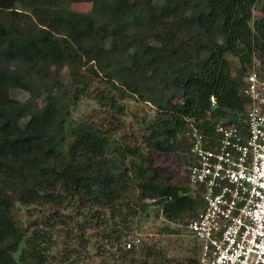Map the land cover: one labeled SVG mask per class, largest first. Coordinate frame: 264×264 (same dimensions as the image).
I'll return each mask as SVG.
<instances>
[{
  "label": "trees",
  "instance_id": "obj_1",
  "mask_svg": "<svg viewBox=\"0 0 264 264\" xmlns=\"http://www.w3.org/2000/svg\"><path fill=\"white\" fill-rule=\"evenodd\" d=\"M75 2L90 8L75 10ZM228 55L237 60L234 71ZM253 59L264 66V0H0V264L81 258L88 237L55 218L68 203L112 215L123 208L136 213L135 204L149 215L156 206V214L186 227L203 202L191 193L185 170L186 185L172 183L169 172L146 178L126 159L149 162V156L137 145L114 143L119 119L112 115L102 128L72 114L86 95L122 113L113 90L152 104L156 113L142 135L146 147L184 152L185 169L188 119L209 133L221 120L214 105L241 119ZM94 80L110 95L92 86ZM15 90L28 97L16 98ZM45 204L40 216L17 217L19 205ZM133 252L125 249L123 256ZM145 255L138 264H171L151 258L149 250ZM182 264H197L196 257Z\"/></svg>",
  "mask_w": 264,
  "mask_h": 264
},
{
  "label": "built area",
  "instance_id": "obj_2",
  "mask_svg": "<svg viewBox=\"0 0 264 264\" xmlns=\"http://www.w3.org/2000/svg\"><path fill=\"white\" fill-rule=\"evenodd\" d=\"M242 94L240 124L217 120L209 133L187 121L185 172L203 202L186 226L197 264H264V66L256 59Z\"/></svg>",
  "mask_w": 264,
  "mask_h": 264
},
{
  "label": "rangeland",
  "instance_id": "obj_3",
  "mask_svg": "<svg viewBox=\"0 0 264 264\" xmlns=\"http://www.w3.org/2000/svg\"><path fill=\"white\" fill-rule=\"evenodd\" d=\"M71 8L79 11H86L90 8L88 2H75ZM257 15V10H254ZM230 60L232 71L236 67L237 60L231 55L227 56ZM100 86L106 95H110L108 89L102 82L94 80L92 86ZM116 101L124 106L122 113L115 114V111L109 109L106 105L97 103L91 96H82L77 110L72 117L74 119L84 117L92 120L96 126L105 128L108 126L112 115L119 119V128L113 132L115 144H133L137 145L141 152L149 156L148 161H142L137 156H127V164L131 169L146 178H160L165 173L171 174V182L179 185H186L184 176V152L162 153L154 152L146 147V139L142 135L148 133L146 127L152 121L156 111L152 104L142 102L130 94L121 93L119 90H113ZM18 99H26L28 93L22 90L12 92ZM41 109L45 106L44 97L37 99ZM106 117L104 118V116ZM130 160L133 162L130 164ZM134 204V202H132ZM138 212L129 213L127 208H123L119 214H110L108 209L101 207H78L73 204H66L58 208L56 217H61L65 227L76 230L77 233L88 237L87 249L83 250V255L78 258L76 255L73 264H138L139 260L146 257V251L149 250L151 258L170 262L171 264H182L187 257L197 256L198 248L194 237L182 224L166 221L156 206H150L153 213L142 215L135 204ZM55 207V206H54ZM48 211V205H19L17 217L21 220L30 215L34 218L36 215ZM33 215V216H32ZM60 221V220H56ZM174 231V232H173ZM64 236H58L54 246V253L59 254L62 249ZM71 244L76 245L74 239ZM133 248V255L123 256L125 249H128L126 243ZM134 260V261H133ZM133 261V262H132ZM135 262V263H134Z\"/></svg>",
  "mask_w": 264,
  "mask_h": 264
},
{
  "label": "water",
  "instance_id": "obj_4",
  "mask_svg": "<svg viewBox=\"0 0 264 264\" xmlns=\"http://www.w3.org/2000/svg\"><path fill=\"white\" fill-rule=\"evenodd\" d=\"M212 110L223 120H239V114L237 112L229 111L225 108L219 107L218 105H214Z\"/></svg>",
  "mask_w": 264,
  "mask_h": 264
}]
</instances>
